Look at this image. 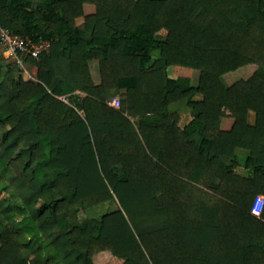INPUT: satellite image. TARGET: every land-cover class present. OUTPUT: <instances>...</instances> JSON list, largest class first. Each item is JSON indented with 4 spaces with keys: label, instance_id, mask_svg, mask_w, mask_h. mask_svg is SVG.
I'll use <instances>...</instances> for the list:
<instances>
[{
    "label": "trees",
    "instance_id": "1",
    "mask_svg": "<svg viewBox=\"0 0 264 264\" xmlns=\"http://www.w3.org/2000/svg\"><path fill=\"white\" fill-rule=\"evenodd\" d=\"M0 28L51 41L34 78L0 60V264H264V0H0Z\"/></svg>",
    "mask_w": 264,
    "mask_h": 264
},
{
    "label": "rangeland",
    "instance_id": "2",
    "mask_svg": "<svg viewBox=\"0 0 264 264\" xmlns=\"http://www.w3.org/2000/svg\"><path fill=\"white\" fill-rule=\"evenodd\" d=\"M94 10H95L94 4H92V3H85L84 4L85 13H91V12H94ZM82 22H83V16H79L76 18L77 24H81ZM0 60L4 61L5 63H7V62L11 63L16 68L21 69L22 75L24 78H34L35 67L26 61L23 62V65L19 64L14 59V57L8 53V51L4 48V46L2 44H0ZM89 64H90V70H91V73H92L94 80L96 82H99L100 73H99V69H98V62L96 60H91ZM255 68H256L255 64L243 65V66L239 67L238 69L230 72L233 74L239 73L238 75H231L228 73L225 74V76H224L225 80L230 83V82H233L234 80H236L239 76L248 77L255 70ZM168 72L173 77L185 76V75L190 76L194 82L197 81L198 74H199L198 69H194V68H190V67H184V66H176V65L170 66L168 68ZM115 98H119V95L118 94H112L110 96V101L115 99ZM184 105H185V100H180V101L171 103L170 109L184 107ZM232 121H233V119L231 117H224L222 122H221V125H222V127L227 128L231 124ZM255 204H254V207H255ZM0 220H3L2 214H0Z\"/></svg>",
    "mask_w": 264,
    "mask_h": 264
},
{
    "label": "built area",
    "instance_id": "3",
    "mask_svg": "<svg viewBox=\"0 0 264 264\" xmlns=\"http://www.w3.org/2000/svg\"><path fill=\"white\" fill-rule=\"evenodd\" d=\"M0 44L4 46L19 64L23 65L27 56L37 57L41 53L49 51L51 41L43 38L34 41L29 36L13 33L7 28H0ZM59 98L71 104L66 95H61ZM109 104L119 107L120 100L119 98H115L109 101Z\"/></svg>",
    "mask_w": 264,
    "mask_h": 264
},
{
    "label": "crops",
    "instance_id": "4",
    "mask_svg": "<svg viewBox=\"0 0 264 264\" xmlns=\"http://www.w3.org/2000/svg\"><path fill=\"white\" fill-rule=\"evenodd\" d=\"M231 124H232V122H231ZM231 124L227 128H229L231 126ZM262 199H263L262 196H257V198L255 200L256 204L254 207L255 211H258L260 209ZM110 256H111V253L109 251H103L94 257V264H107V261L110 258Z\"/></svg>",
    "mask_w": 264,
    "mask_h": 264
}]
</instances>
